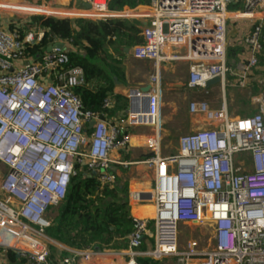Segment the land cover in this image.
<instances>
[{
	"label": "built area",
	"instance_id": "obj_1",
	"mask_svg": "<svg viewBox=\"0 0 264 264\" xmlns=\"http://www.w3.org/2000/svg\"><path fill=\"white\" fill-rule=\"evenodd\" d=\"M75 1L86 8L29 6L28 16L95 21L144 17L143 43L130 54L153 63L149 89L128 88L126 113L116 122L107 121L105 114L83 109L74 93L85 84L83 71L69 66L63 50L53 48L33 61L23 44L36 43L38 31H29L21 42L17 33L0 28V166L6 171L0 179V264H70L71 259L51 252L55 244L46 235L51 227L47 215L64 200L77 166L98 172L105 186L114 183L113 166H144L150 173V190L133 192L130 199L151 205L154 218L132 219L121 254L135 258L145 239L152 238L154 252L141 256L175 254V229L189 224L208 229L211 246L200 251L189 245L176 254L177 264H264V106L252 116L232 117L225 102V89L244 90L264 56V0H151L140 16L133 9L110 10L109 0ZM11 9L1 1L0 12ZM237 23L247 24L249 31L243 39L246 59L234 74L226 65L227 33ZM177 62L189 66L187 87L204 90L205 98L191 100L187 110L207 125L179 137L177 153L161 155L159 71ZM213 79L217 82L206 87ZM260 82L255 81L261 89ZM215 85L221 92L211 99ZM113 97L102 100V110L112 108ZM137 128L150 130L147 155L131 161L112 158L128 147L126 129ZM9 251L16 263L10 262ZM94 254L87 247L73 251L72 259L87 263Z\"/></svg>",
	"mask_w": 264,
	"mask_h": 264
},
{
	"label": "trees",
	"instance_id": "obj_2",
	"mask_svg": "<svg viewBox=\"0 0 264 264\" xmlns=\"http://www.w3.org/2000/svg\"><path fill=\"white\" fill-rule=\"evenodd\" d=\"M150 0H109L112 11L124 7L136 8L148 5ZM23 42L25 32L41 31L42 37L34 44H23L28 59L38 61L47 48L55 42L64 45L63 51L69 57V66H78L83 71L85 84L74 89L81 100L83 109L95 114H105L101 108L102 100L111 94L114 83L112 77L120 79L117 62L105 53V47L119 50L122 46L140 45L143 40L137 23L125 19H59L39 15L30 16L23 27H10ZM228 58H237V51L229 49ZM243 54L240 51V55ZM264 54V51H263ZM239 55V56H240ZM264 64V56L258 59V65ZM253 93L257 86L252 84ZM118 100V99H117ZM86 134L91 130L87 128ZM77 173L69 182L66 196L50 217L51 227L46 235L53 241L73 250L82 251L87 246L101 244V248L117 247L113 239L125 244L127 236L133 230V221L126 208V185L118 180L111 185H101L98 172H88L86 167L77 166ZM51 212V210H50ZM143 246V245H142ZM142 246L140 247L142 249ZM53 252V248H51ZM8 258L16 263V255L9 251ZM52 256L49 261L52 263ZM136 264H162L150 257L135 258Z\"/></svg>",
	"mask_w": 264,
	"mask_h": 264
},
{
	"label": "crops",
	"instance_id": "obj_3",
	"mask_svg": "<svg viewBox=\"0 0 264 264\" xmlns=\"http://www.w3.org/2000/svg\"><path fill=\"white\" fill-rule=\"evenodd\" d=\"M1 1H5L7 4H9V7L14 8L13 10L11 9L7 12H0V28L6 33L12 32L10 31V27H23L24 23L30 17L28 16L29 8L33 6H37L43 10H82L86 8L82 3L76 2L75 0H0V3ZM148 5H140L132 9L136 14H139L140 16L144 15V13L147 12ZM123 9L131 8L124 7ZM35 15L45 16L43 13H37ZM70 19L85 18L74 17ZM125 20L137 23V27L140 29V33L141 29L146 26L147 23V20L144 17L139 18V20L135 18ZM35 31H37V29ZM248 31L249 26L244 23L230 24L228 28L227 51L229 49L236 50L237 58L235 56V58L230 59L229 62L226 61V65L228 68L231 69V71H233L234 74L237 73L236 65L240 62H244L246 59L247 47L243 44V39L248 34ZM28 32L29 31L25 32V34ZM232 32L233 34L229 35V33ZM38 34V38L40 39L42 37V32L39 30ZM131 49L132 47L129 48L126 46H122L119 50H115L114 48L108 46L105 47V53L108 54L111 59H114L115 62H117L116 66L120 70V79L114 76L112 77L113 83L115 80L117 83H114V88L111 94H109L111 96H114V104L112 108L108 110L107 115L105 116L107 121L116 122V120L124 116L128 107V100L125 97L126 90L130 87H141L144 89L148 86L149 77L153 73V63L149 61H141L134 59L130 54ZM240 51L243 54L240 55ZM188 72L189 66L187 63L184 62H177L163 66L159 71L161 134L159 136L158 149L161 155H170L177 153L178 140L176 139L178 137H175L177 133L183 132L185 134H188L192 131H195L196 129L204 128L207 125L200 116H192L188 113L187 105L191 100H203L205 98L204 90L189 89L187 87L186 82L188 78ZM252 74V77H250L249 80L246 81L247 83L244 91L253 90L252 84L256 85L255 81H257V77L259 78L258 74L260 75L262 80H264V64L258 65V67L254 70ZM229 78L230 81H238V78L236 76L229 75ZM216 88H219V86L215 85L212 88V91H210V93L213 92V90H215ZM237 89L242 90L241 88ZM187 94L192 97V99L188 103H186L187 98L185 96ZM257 97H252L250 99L252 100L250 101L251 103H254V100L257 102L256 104L251 105L253 112L258 111L261 107L264 106V101H259L258 99H256ZM211 106L215 107L213 104ZM126 133L129 136L128 147L124 151L122 150L117 153H112L111 157L117 158L119 161H131L147 155V142L150 130L147 128L126 129ZM174 140H176V143L174 145H171L172 141ZM166 145L170 146L168 153L165 152L167 147ZM111 172L114 175V183L116 180H118L121 184L126 185V208L131 219L137 218L147 221L152 220L154 218V209L151 205H138L136 203H133L130 199V195L133 192L148 191L152 186V177L150 173L145 169V167L133 166L124 169L120 166H113L111 168ZM48 218L51 221L50 217ZM128 236L125 241V244L117 242V240L113 239L111 241V245L117 244V247H113L112 245L111 247L109 246L101 248L100 243L99 248L96 247V245L87 246L90 247L91 250L94 251V253H96L92 255L90 261H88L87 263L79 262L77 260L72 259L73 250L63 246L62 244L56 241H53L55 247L53 248L52 254L54 257L61 256L71 259L70 264H130L133 261L134 264H136L135 258L141 256V254H144L150 249V246H148L147 244L148 242L151 243L152 241L150 240L152 239H145L146 241L143 244L142 249L139 248V250L137 251L139 255L135 258H132L126 252H123L124 254L120 253L121 251H126L127 249Z\"/></svg>",
	"mask_w": 264,
	"mask_h": 264
},
{
	"label": "rangeland",
	"instance_id": "obj_4",
	"mask_svg": "<svg viewBox=\"0 0 264 264\" xmlns=\"http://www.w3.org/2000/svg\"><path fill=\"white\" fill-rule=\"evenodd\" d=\"M228 9H231L230 7ZM242 25V24H241ZM244 32V31H242ZM232 33H229V35H232ZM226 61L229 62L228 53L226 54ZM257 77V80L260 82L261 89L258 88L256 93H253V90L251 91H244V90H238L237 88L231 89L226 88L225 89V102L227 104V111L229 115L232 117H249L252 116L255 112L252 110V104H256L257 102L254 100V103H251L250 100L252 97H257L259 101H264V80L260 77ZM228 80H230L229 75L226 76ZM220 88H216L213 90V92L210 93L211 99H214L215 97L219 96L220 94ZM248 92V93H247ZM186 96V103H188L192 97H190L188 94ZM187 105V104H186ZM215 107L217 105H214ZM161 128V125H160ZM161 134V130H160ZM185 133L179 132L176 134L175 137H178L176 140L179 139L182 135ZM176 140L172 141L171 145H174L176 143ZM167 146V145H166ZM170 146L168 145L166 147V153L169 152ZM6 173L5 169L0 166V179L4 176ZM55 211H52L48 213V217H54ZM175 254H170L167 256H162L158 259H155L154 257H151L152 259L158 260L162 262V264H177L178 257L176 256L177 253H184L187 251V248L189 245L193 244L195 249L197 250H205L211 246L210 243V233L209 230H205L203 227L195 226V225H178L175 229ZM151 243L148 242V246H150V252H154V240L152 238ZM157 257V255H155Z\"/></svg>",
	"mask_w": 264,
	"mask_h": 264
},
{
	"label": "water",
	"instance_id": "obj_5",
	"mask_svg": "<svg viewBox=\"0 0 264 264\" xmlns=\"http://www.w3.org/2000/svg\"><path fill=\"white\" fill-rule=\"evenodd\" d=\"M88 7H89V6H87V8H88ZM53 48H56V49H59V50H63L64 45H63L62 43H60V42L54 43L51 47H48V48H47L46 52L49 53ZM216 82H217V79H213V80H211L210 82H208V83L206 84V87H209L210 85H212V84H214V83H216ZM114 83H117L116 80L114 81ZM148 89H149V86H147V87H145L144 89H142V91H143V92H147ZM93 125H94V121H92V122L89 124V127H88V128L91 129ZM96 247L99 248V243L96 244Z\"/></svg>",
	"mask_w": 264,
	"mask_h": 264
},
{
	"label": "bare ground",
	"instance_id": "obj_6",
	"mask_svg": "<svg viewBox=\"0 0 264 264\" xmlns=\"http://www.w3.org/2000/svg\"><path fill=\"white\" fill-rule=\"evenodd\" d=\"M165 250L167 251V248L163 247V251H165Z\"/></svg>",
	"mask_w": 264,
	"mask_h": 264
}]
</instances>
